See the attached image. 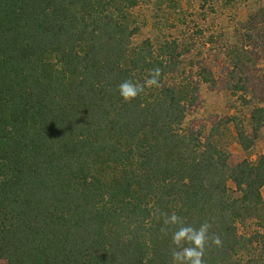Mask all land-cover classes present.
<instances>
[{"label": "trees", "instance_id": "obj_1", "mask_svg": "<svg viewBox=\"0 0 264 264\" xmlns=\"http://www.w3.org/2000/svg\"><path fill=\"white\" fill-rule=\"evenodd\" d=\"M139 1L0 0L7 264H172L179 226L161 229L173 212L186 226L211 225L204 264H264V155L231 166L185 130L196 90L165 85L178 58L170 44H133L130 12ZM157 68L158 86L131 102L120 97L121 82L143 83ZM251 118L258 132L262 111ZM238 137L251 148L241 129ZM249 216L262 232L240 237L236 223Z\"/></svg>", "mask_w": 264, "mask_h": 264}, {"label": "rangeland", "instance_id": "obj_2", "mask_svg": "<svg viewBox=\"0 0 264 264\" xmlns=\"http://www.w3.org/2000/svg\"><path fill=\"white\" fill-rule=\"evenodd\" d=\"M130 13L134 45L149 40L159 49L168 43L178 56L165 85L196 90L185 130L223 151L231 166L264 155V125L254 132L251 118L256 109L264 116V0H140ZM239 129L253 140L248 150L239 142ZM228 189L233 198L241 195L232 181ZM261 195L264 217V186ZM236 228L246 238L262 232L255 216ZM256 253L260 257L261 250Z\"/></svg>", "mask_w": 264, "mask_h": 264}, {"label": "clouds", "instance_id": "obj_3", "mask_svg": "<svg viewBox=\"0 0 264 264\" xmlns=\"http://www.w3.org/2000/svg\"><path fill=\"white\" fill-rule=\"evenodd\" d=\"M160 69L157 68L145 79L143 83L129 79L121 82L118 87L120 97L125 102H131L144 93L146 88L159 85ZM165 232L168 227L179 226L172 233V243L175 249L172 252V264H204V254L209 243V230L211 225L202 223L198 228L184 225L183 219L175 212L165 215L163 219ZM211 243L220 246L221 240L218 236L211 238Z\"/></svg>", "mask_w": 264, "mask_h": 264}]
</instances>
